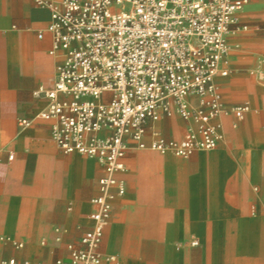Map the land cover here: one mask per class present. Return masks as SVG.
Here are the masks:
<instances>
[{
    "label": "crops",
    "instance_id": "1",
    "mask_svg": "<svg viewBox=\"0 0 264 264\" xmlns=\"http://www.w3.org/2000/svg\"><path fill=\"white\" fill-rule=\"evenodd\" d=\"M239 17L249 29L230 34L229 74L216 82L226 105L251 111L237 128L222 117L212 151H128L102 264H264V0ZM51 20L37 0H0V256L20 264H69L67 245L93 227L87 215L106 176L96 159L64 153L41 118L50 100L37 92L53 88L61 54H51ZM186 126L177 116L154 125L167 139Z\"/></svg>",
    "mask_w": 264,
    "mask_h": 264
},
{
    "label": "built area",
    "instance_id": "2",
    "mask_svg": "<svg viewBox=\"0 0 264 264\" xmlns=\"http://www.w3.org/2000/svg\"><path fill=\"white\" fill-rule=\"evenodd\" d=\"M248 3L37 0L52 12L51 54L61 53L53 88L37 92L50 100L41 118L51 122V137L64 153L96 159L106 170L100 195L92 199L97 208L87 215L93 227L79 246L67 245L69 264L103 263L100 246L113 199L125 193L118 173L128 151L156 150L185 158L212 151L223 137L222 117L233 116L237 128L251 111L248 103L226 105L216 82L229 74L230 34L249 29L239 17ZM176 116L187 126L181 138L167 139L154 125ZM0 264L20 263L0 256Z\"/></svg>",
    "mask_w": 264,
    "mask_h": 264
}]
</instances>
